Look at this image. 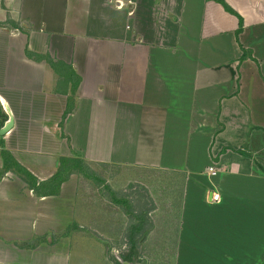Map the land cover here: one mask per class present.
Here are the masks:
<instances>
[{"label": "crops", "instance_id": "obj_1", "mask_svg": "<svg viewBox=\"0 0 264 264\" xmlns=\"http://www.w3.org/2000/svg\"><path fill=\"white\" fill-rule=\"evenodd\" d=\"M224 1L242 32L216 0H0V238L62 234L76 204L4 142L38 186L64 158L185 174L175 264H264V0Z\"/></svg>", "mask_w": 264, "mask_h": 264}, {"label": "rangeland", "instance_id": "obj_2", "mask_svg": "<svg viewBox=\"0 0 264 264\" xmlns=\"http://www.w3.org/2000/svg\"><path fill=\"white\" fill-rule=\"evenodd\" d=\"M86 164L95 175L88 179L79 171H72L64 197L60 198L68 202L76 191L75 206L71 202L68 206L66 204V217L74 222L66 224L67 229L62 234H51L42 239L26 240L25 236L17 240L0 238V264H51L52 257L55 258L52 249L61 242L64 249L70 251L69 256L66 255V259L70 258L68 264H116V256L123 258L130 253L128 232L136 223L134 214L140 215L141 211L147 212L146 218L152 228L146 239L140 242L132 263L175 264L185 174ZM0 178H4L3 175ZM212 190L209 184L206 191L210 193ZM60 191L54 196L61 195ZM113 195L127 200L130 205L126 207H130L116 205L111 200ZM129 209L134 210L133 215ZM39 245H43L42 248L48 246L45 248L49 250L48 257L32 256L27 252ZM20 249L25 252L21 253Z\"/></svg>", "mask_w": 264, "mask_h": 264}, {"label": "trees", "instance_id": "obj_3", "mask_svg": "<svg viewBox=\"0 0 264 264\" xmlns=\"http://www.w3.org/2000/svg\"><path fill=\"white\" fill-rule=\"evenodd\" d=\"M216 1L222 4L227 10V12L237 16L240 19L241 27L238 33L242 32L243 19L233 9H231L225 3L224 0H216ZM44 58L43 56L38 57V59H41V60L46 59L47 62H49V64L52 67L56 68V63L53 60H51L48 57L45 59ZM78 85H79V79H77V82L74 83L73 94L76 92ZM70 110L72 111V109H69L67 113L70 112ZM0 118H2L1 109H0ZM1 145H2L1 156L3 158L5 170L12 171L13 173H15L25 183L29 184L32 187V189L35 190V192H37L38 194H46L47 190H45V187L49 185L48 186L49 193L48 192L47 193L50 194L51 196L57 195L60 191L62 184L65 183L69 179L71 172L74 170L79 171L83 176L87 177L88 179H91L93 175H95L94 173L90 172L91 171V169H89L90 167L86 164V162L82 158L80 157L73 158V159L64 158L62 159L61 169L56 173V175L53 178H51L49 182L41 186H38L37 179L31 173H29L25 168H23L18 162L14 160L10 152L5 149L4 142H2ZM225 152H226V149L222 151L223 154ZM237 153L247 158H250V159L253 158V155L248 151V143L245 145L243 149L237 151ZM259 167L264 172L263 167L261 166ZM111 200L116 205L121 206V207H126L130 205V203L127 200L121 199L115 196L111 198ZM129 207H126V208H129ZM128 211L130 214L132 215L134 214V210L129 209ZM134 215H136L134 216L136 219V223L130 226V229L128 232L129 234L127 236L128 244L130 245V253L127 256H123L124 261L129 262V263L133 262L132 258L136 257L140 242L146 239L149 233L148 230L152 228V225L149 219L146 218L147 212L141 211L140 215H137V214H134ZM115 263L120 264L119 261H117L116 259H115Z\"/></svg>", "mask_w": 264, "mask_h": 264}, {"label": "built area", "instance_id": "obj_4", "mask_svg": "<svg viewBox=\"0 0 264 264\" xmlns=\"http://www.w3.org/2000/svg\"><path fill=\"white\" fill-rule=\"evenodd\" d=\"M218 172V169L216 167H211L208 169V174L210 176L216 175ZM213 202L215 203H220L221 202V195L219 193H214L213 192Z\"/></svg>", "mask_w": 264, "mask_h": 264}, {"label": "water", "instance_id": "obj_5", "mask_svg": "<svg viewBox=\"0 0 264 264\" xmlns=\"http://www.w3.org/2000/svg\"><path fill=\"white\" fill-rule=\"evenodd\" d=\"M13 126V120H11V122L4 128L0 130V135H4L7 132H9V130L12 128ZM117 261H119L120 264H133V263H129L124 261L123 258H121L120 256H116Z\"/></svg>", "mask_w": 264, "mask_h": 264}]
</instances>
